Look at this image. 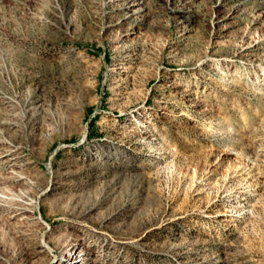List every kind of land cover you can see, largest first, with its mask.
Listing matches in <instances>:
<instances>
[{
	"label": "rangeland",
	"instance_id": "obj_1",
	"mask_svg": "<svg viewBox=\"0 0 264 264\" xmlns=\"http://www.w3.org/2000/svg\"><path fill=\"white\" fill-rule=\"evenodd\" d=\"M0 264H264V0H0Z\"/></svg>",
	"mask_w": 264,
	"mask_h": 264
}]
</instances>
